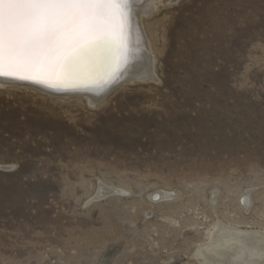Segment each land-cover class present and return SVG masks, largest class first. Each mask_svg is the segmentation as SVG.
<instances>
[{"label":"rangeland","instance_id":"obj_1","mask_svg":"<svg viewBox=\"0 0 264 264\" xmlns=\"http://www.w3.org/2000/svg\"><path fill=\"white\" fill-rule=\"evenodd\" d=\"M152 9L157 79L0 86V264H202L221 224L264 231V0Z\"/></svg>","mask_w":264,"mask_h":264},{"label":"snow or ice","instance_id":"obj_2","mask_svg":"<svg viewBox=\"0 0 264 264\" xmlns=\"http://www.w3.org/2000/svg\"><path fill=\"white\" fill-rule=\"evenodd\" d=\"M132 0H0V78L78 90L77 68L101 48L119 50Z\"/></svg>","mask_w":264,"mask_h":264},{"label":"bare ground","instance_id":"obj_3","mask_svg":"<svg viewBox=\"0 0 264 264\" xmlns=\"http://www.w3.org/2000/svg\"><path fill=\"white\" fill-rule=\"evenodd\" d=\"M155 2L156 0H132L129 14L130 28L123 38L124 45L119 53L108 48L93 52L77 68V77L81 81L77 87H81L84 91L78 93L79 90H75L63 94H82L88 98L91 105H95L114 85L157 79L155 60L151 55L145 31L140 26L141 18L151 13L150 10ZM9 81L12 80L0 78V86ZM21 83L38 87L31 83ZM41 89L50 91L46 88ZM103 189L100 188L99 192ZM112 191L119 190L112 189ZM159 196L166 199L172 195L161 192ZM211 237L210 244L204 248L200 247L195 256L202 264H264V231L242 230L221 224Z\"/></svg>","mask_w":264,"mask_h":264},{"label":"water","instance_id":"obj_4","mask_svg":"<svg viewBox=\"0 0 264 264\" xmlns=\"http://www.w3.org/2000/svg\"><path fill=\"white\" fill-rule=\"evenodd\" d=\"M4 79V78H3ZM5 79H7V78H5ZM8 80V79H7ZM9 80H12V79H9ZM21 82H23V81H17V80H12V81H9V83H16V84H21L22 85V83ZM25 83H28V82H25ZM27 85V84H26ZM38 87H36V88H38V89H41V88H46V87H44V86H40V85H37ZM39 87H41V88H39ZM46 89H48V90H50V91H48V92H50L51 94H54V95H65V94H63V93H68V92H72V91H75V90H65V91H56V90H53V89H49V88H46ZM77 89L79 90L78 91V93H80V92H83L84 90H81V87H77ZM43 90V89H42ZM77 91V90H76ZM8 169V168H7ZM111 194H114V191H112V190H108V189H103L102 191H100V193H99V195L97 196V199H101V198H104V197H107V196H109V195H111Z\"/></svg>","mask_w":264,"mask_h":264}]
</instances>
